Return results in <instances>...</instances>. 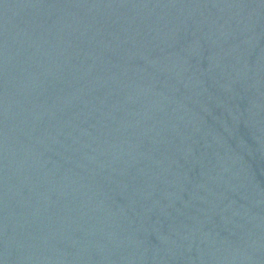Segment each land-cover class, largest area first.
I'll list each match as a JSON object with an SVG mask.
<instances>
[{
    "label": "water",
    "instance_id": "water-1",
    "mask_svg": "<svg viewBox=\"0 0 264 264\" xmlns=\"http://www.w3.org/2000/svg\"><path fill=\"white\" fill-rule=\"evenodd\" d=\"M0 264H264L252 0H0Z\"/></svg>",
    "mask_w": 264,
    "mask_h": 264
}]
</instances>
